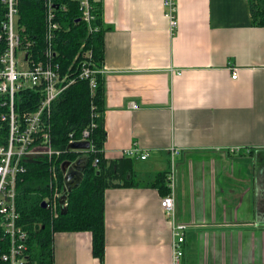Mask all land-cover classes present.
<instances>
[{
  "label": "crops",
  "instance_id": "obj_1",
  "mask_svg": "<svg viewBox=\"0 0 264 264\" xmlns=\"http://www.w3.org/2000/svg\"><path fill=\"white\" fill-rule=\"evenodd\" d=\"M101 1L104 155L131 159L138 146L151 156L134 160L139 187L105 192L104 261L91 233H58L55 264H170L171 226L148 184L172 165L188 226L182 264H264V26L250 10L259 0H176V29L165 0Z\"/></svg>",
  "mask_w": 264,
  "mask_h": 264
},
{
  "label": "trees",
  "instance_id": "obj_2",
  "mask_svg": "<svg viewBox=\"0 0 264 264\" xmlns=\"http://www.w3.org/2000/svg\"><path fill=\"white\" fill-rule=\"evenodd\" d=\"M92 11L95 17L93 27L99 30L89 33L88 25L81 20L78 2L59 0L57 6L62 30L57 35L58 62L62 72L70 70L76 81L54 103L49 123V134L52 149L59 155L38 157L23 164L25 171L18 177V211L20 225L29 235L28 264H55L54 237L58 233L89 232L92 235V251L95 258L104 261L106 253L105 233V192L109 187H139L141 185L133 171L134 160L125 159L109 163L104 155L107 133L104 124L105 92L102 76H98V87L91 92L89 81L81 80L80 57L84 51L92 53V67L103 68L105 61L104 34L101 0H92ZM21 27L35 44L33 52L39 56L45 45V7L42 0H20ZM254 25L264 26V0L250 3ZM5 7L0 5V34L4 21ZM83 44L85 47L82 49ZM6 49L5 39L0 40V55ZM6 98L0 96V119L9 114V106H3ZM42 96L38 91H20L16 95L15 113L22 119L24 113L38 110ZM94 115V116H93ZM95 127L92 128V124ZM10 126L8 121L0 122V144L6 146ZM85 130H90L89 140L92 149L87 153L74 152L69 149L71 140H80ZM86 157L84 177L79 187L68 193L66 178L62 170L65 162H75ZM96 160L98 162L96 163ZM165 197L170 194L168 172L157 173L148 184ZM67 194V213L62 214L60 198L57 210L53 208L56 192ZM47 207H43V203ZM5 234L0 230V264L7 251L3 245Z\"/></svg>",
  "mask_w": 264,
  "mask_h": 264
},
{
  "label": "built area",
  "instance_id": "obj_3",
  "mask_svg": "<svg viewBox=\"0 0 264 264\" xmlns=\"http://www.w3.org/2000/svg\"><path fill=\"white\" fill-rule=\"evenodd\" d=\"M59 0H42L45 7V32L44 49L39 56L33 52L35 41L29 39L25 28L19 26L20 0H0V5L5 7L4 21L0 40L5 39L6 49L0 55V96L6 98L3 106H9V114L1 117L0 122L8 121L10 130L6 146L0 144V230L5 234L3 245L7 251L2 254L1 260L7 264H28V240L29 235L20 225V213L18 211V177L25 171L24 162L32 160V157H49L59 155L60 152L52 149L49 134V123L54 103L75 83L70 70L62 72L58 62L57 35L62 30L57 6ZM79 3L82 13L81 20L88 25L89 33L99 29L93 27L95 17L92 11V0H73ZM167 17L170 19L172 29L178 26L175 18L176 0H165ZM85 47L83 44L82 49ZM81 69L78 79L89 81L92 93L98 87V76H102L104 68L92 67L91 51L80 53ZM238 77L234 71L232 79ZM20 91H38L42 100L38 110L33 113H24L19 119L15 113L16 95ZM137 108V105H132ZM94 116V115H93ZM95 124H92V128ZM90 130H85L80 140L89 141ZM92 149V145L90 150ZM71 150V149H70ZM90 150H71L79 153H87ZM238 150V149H237ZM236 149L232 150L234 153ZM179 151L172 150V162ZM125 156L132 160L147 161L149 152H142L138 146L125 151ZM35 158V159H36ZM98 160H96V163ZM175 172L174 165L168 174V187L170 194L160 200L163 214H165L171 226L172 256L170 264H182L185 255L186 233L188 226L178 221L175 204ZM57 195L53 201V208L57 210ZM60 205V204H59Z\"/></svg>",
  "mask_w": 264,
  "mask_h": 264
},
{
  "label": "water",
  "instance_id": "obj_4",
  "mask_svg": "<svg viewBox=\"0 0 264 264\" xmlns=\"http://www.w3.org/2000/svg\"><path fill=\"white\" fill-rule=\"evenodd\" d=\"M91 143L89 141L84 142H75L69 145V149L71 150H90ZM87 163V158L82 157L76 160L75 162H65L62 165V170L64 172V176L66 178V191L70 193L75 188L79 187L82 183L83 177H84V169L85 165ZM67 194H63L60 198V207L62 214L65 215L67 213ZM43 207H47V203H43Z\"/></svg>",
  "mask_w": 264,
  "mask_h": 264
},
{
  "label": "rangeland",
  "instance_id": "obj_5",
  "mask_svg": "<svg viewBox=\"0 0 264 264\" xmlns=\"http://www.w3.org/2000/svg\"><path fill=\"white\" fill-rule=\"evenodd\" d=\"M36 157H32V158H29V159H32L33 161H34V159H35ZM169 188V187H168ZM170 189V188H169ZM237 189V188H236ZM235 189V190H236ZM260 190H264V179H263V181L260 183ZM61 192H56V194L54 195V197L53 198H55L57 195H60L61 196ZM161 195V194H160ZM161 197H163L162 195H161Z\"/></svg>",
  "mask_w": 264,
  "mask_h": 264
},
{
  "label": "flooded vegetation",
  "instance_id": "obj_6",
  "mask_svg": "<svg viewBox=\"0 0 264 264\" xmlns=\"http://www.w3.org/2000/svg\"><path fill=\"white\" fill-rule=\"evenodd\" d=\"M260 197H261V199H260V207H262L263 202H264V199H263V196L262 195H260ZM260 222L261 223H259V224H264V220H261Z\"/></svg>",
  "mask_w": 264,
  "mask_h": 264
}]
</instances>
